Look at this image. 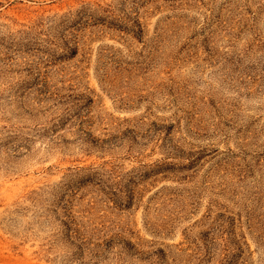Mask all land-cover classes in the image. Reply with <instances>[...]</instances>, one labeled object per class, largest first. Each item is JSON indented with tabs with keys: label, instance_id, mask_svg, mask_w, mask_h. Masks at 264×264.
<instances>
[{
	"label": "rangeland",
	"instance_id": "rangeland-1",
	"mask_svg": "<svg viewBox=\"0 0 264 264\" xmlns=\"http://www.w3.org/2000/svg\"><path fill=\"white\" fill-rule=\"evenodd\" d=\"M0 264H264V0H0Z\"/></svg>",
	"mask_w": 264,
	"mask_h": 264
}]
</instances>
